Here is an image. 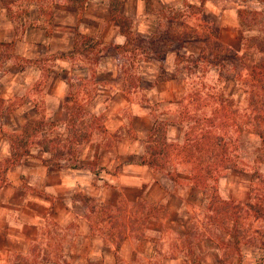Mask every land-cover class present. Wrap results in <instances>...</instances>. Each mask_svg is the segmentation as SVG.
<instances>
[{
	"label": "rangeland",
	"instance_id": "374dc122",
	"mask_svg": "<svg viewBox=\"0 0 264 264\" xmlns=\"http://www.w3.org/2000/svg\"><path fill=\"white\" fill-rule=\"evenodd\" d=\"M2 1L9 8L7 1ZM22 1L29 5L32 3L31 0H17L14 1L15 5L11 8V11L14 12L13 15H17L13 17L19 33L23 29L22 22L19 21L23 18ZM143 1L147 2L148 5L144 24H146L149 32H153L151 29H157L154 23L157 16L155 14L157 13L156 7L158 8L161 2L164 3V6L168 5L167 7H169L159 13L161 16L159 23L161 26L163 24L161 28L158 26L160 34H156L161 37L160 44L158 43L159 50L165 51L170 46L171 50L180 51L187 58L202 55L213 60L215 65L220 62L221 66L219 68L209 66L207 62L200 61L193 69L191 65L182 61L178 66L175 64L173 70L169 68L165 72H159V74L161 79L177 75L179 78H183L184 84L181 82L179 86L170 88L166 86L153 87L151 82L153 80L150 78L152 74L148 72L149 70L143 69L147 76L140 77L142 70L139 67H143L144 63H141L140 66L139 63L147 62L150 59L151 53L148 52V49L154 45L149 38L138 37L135 41L130 42L131 46L138 51H132L128 55L122 54L119 57L120 62H125L124 58L128 57L132 66H136L134 74H132L133 71L131 74H129V70L126 71L127 80L125 82L127 83L123 86V90H125L123 98L121 99L119 95L112 97V99L105 97L99 102V100L94 99L99 89L92 79V74L95 72L92 65L99 59L101 52H106L109 57L114 56L115 52L112 45L101 48L99 42L92 45V42L83 43L81 38L82 48L87 46L91 55L79 54L83 56V63L88 62L90 64V71L88 72L85 68L86 65L83 64L84 69L79 77L80 86L71 90L70 95L73 102L77 103L78 111L75 113L80 116L79 121L82 123V125L77 126L79 129L77 135L86 134V138L79 144L71 143L69 145L68 141L75 134L65 130L67 119L65 125L64 122L53 121L54 124L50 127L48 125L50 118L46 117L45 109L41 113L42 117L35 118V116H29L30 113L24 114L21 101L15 100L8 102L3 107L4 110L13 109L14 111L13 117L1 120L3 133L7 134L20 130L24 123H27V120L41 119L46 123L42 136L50 141L57 139L56 145L63 152L61 159L47 153L45 159L48 162L56 164L60 160L63 161L64 165L79 163L93 168L91 171H96L101 175H103L104 170L116 175L119 167L113 166L114 164L109 165L116 154L123 153L122 161L125 162L149 158L146 149L148 147L147 137L150 133L139 140V130L143 126L138 124L137 128L136 121L132 119L131 125L126 126L124 124L115 131L106 129L109 115L114 113L118 106L121 107L120 111L124 113L127 119H130L129 114L133 113L132 111L139 112L145 108V110L142 109V112L147 113L149 118L156 123H163L165 120L176 117L175 114L179 111V101L182 97L187 98L193 91H198L204 100L207 98L206 94L214 89L212 91H214L219 104L225 99L230 101L229 107L227 106L228 110L225 112L228 118L225 127H228L229 133L223 134V137L225 141L230 142L228 157L236 162V167L222 171L217 177H210L204 186L199 185L190 174L192 165H185L184 160L186 158L179 160L176 155V148L182 145L181 142L191 122L185 121L180 132L166 131L167 141L174 145V149L166 158L158 156L157 161L161 167H149V169L153 170L154 175H162L164 179L176 182L174 184L177 186L178 184H186L197 189L185 202L182 212L175 215V221L181 220L177 224L178 226H175L174 229L168 225L164 226V236L159 244L161 251H167L169 245L170 255L178 256L183 260L175 263H162L161 260L156 259L150 263L137 261L135 264H264V122L259 123L260 114L257 112L258 110L263 112L264 106L261 103L252 104L254 99L251 92L253 89L246 78L253 65L264 62V53H258L255 49V45L264 38V13L263 15L258 13L255 17L252 16L251 19L254 20L249 22V10L260 11L261 6L249 2V0ZM123 2L125 5L122 7ZM135 2L136 0H117V2L109 0V5L116 17L121 16L129 22L128 19L133 12ZM239 11H246V13L239 18ZM164 19H168V21ZM249 23L252 25L251 28H249ZM164 32H167L166 38L162 36ZM201 49H203V53H201ZM21 52V46L17 48H10L8 45L0 46V70L5 71V75H0L2 76L0 79L20 81L22 76L20 73L17 74L16 70L8 73L10 63L15 62V60L10 61V58L15 56L18 57V65L21 68L30 64L36 70L38 68L46 69L44 70L45 79H50L53 76L51 70L46 68L49 62H54L50 54L44 55L41 60L31 56V58L21 61ZM188 52L189 55H187ZM158 54L160 55V53ZM78 58L80 61V56ZM188 66L191 67L190 71L184 70V67ZM99 78L103 81H109L107 74L100 75ZM165 91L178 93L177 97L180 100L176 107L173 101L175 97L173 95L171 97ZM160 94L163 95V99H159ZM186 95L187 97H185ZM249 100L251 104H249ZM72 106L71 104L66 106L68 111ZM188 107L190 113H195L194 105ZM213 107L216 105L199 110L198 116L201 117L202 113L209 115ZM38 110H41L40 106H38ZM33 114L31 112L30 115ZM167 114L170 116H166ZM57 118L55 121H63L62 117ZM233 118L235 120H232ZM255 118L256 122H254ZM52 119L54 118L52 117ZM116 125L114 123V126ZM256 132H261L262 136L257 135ZM3 133L5 142L3 145L0 144V167L4 166L10 152L9 141ZM137 142L139 146L136 147L135 152H132L131 149ZM151 145L158 149L157 144L152 143ZM36 148L31 147V152ZM39 154L37 151H33L34 157H39L41 155ZM187 159L192 160L188 157ZM104 163L109 165L110 170L103 166ZM2 175L3 173H0V179H2ZM168 184L173 185L170 181ZM168 184H166V190L163 189L164 191H172L167 186ZM125 194L127 198L117 203H114L113 197H110L112 199L110 205L115 204L116 207H119L121 213L114 215L119 217L120 223H124L123 221L127 220V217L130 220L131 217H134L136 223L132 228L133 231H130L129 234L142 235L149 219L161 218L164 220L170 216L163 204L167 199L163 197L162 200L160 198L162 193L156 188L135 192L125 190ZM134 194H141V199L137 204V213L132 214ZM81 200L85 202L83 199ZM104 204L97 198L89 203L93 210L104 207ZM157 204L161 207L158 214L153 212ZM96 216L98 220L101 217L98 213ZM117 223L118 220L116 219L113 228L118 227L115 225ZM179 225L184 226L182 234H180ZM118 229V232H115L116 241L121 244L127 238L128 233H123L120 228ZM171 239L173 242L170 241ZM112 258H114V264H132L129 250L127 248L122 249L121 245L118 252L113 257L109 256L105 262L90 264H112ZM65 264L69 263L66 262Z\"/></svg>",
	"mask_w": 264,
	"mask_h": 264
},
{
	"label": "crops",
	"instance_id": "0c3cea01",
	"mask_svg": "<svg viewBox=\"0 0 264 264\" xmlns=\"http://www.w3.org/2000/svg\"><path fill=\"white\" fill-rule=\"evenodd\" d=\"M22 2L23 5H28ZM32 2L34 4L22 8L23 18L19 21L22 22L23 29L19 33L13 17L17 15H13L11 8L6 7L0 0V46L8 45L10 48L21 46V61L31 56L41 60L44 55L50 54L54 62H49L46 68L51 70L53 76L45 79L44 70L46 69L36 70L30 64L21 68L18 65V57L10 58V61L15 60L16 63H10L8 73L16 70L22 77L19 82L15 79H0V99L3 100L4 105L14 100L21 101L23 113L33 112L34 114L29 116H35V118L42 117L41 113L45 109V115L50 118V122H64L65 125L66 119L69 118L66 106L73 102L70 92L80 86L79 77L84 69L83 64L86 65L88 72L90 71V64L83 63V56L79 54L91 55L87 46L82 48L81 38L92 39V45L99 42L101 48L110 45L123 46L127 43V38L112 22L109 0H87L83 8L73 6L70 0H34ZM163 4L161 2L159 7H156L157 16L154 23L157 29H151L153 32H149L144 24L148 5L143 0H136L128 21L133 33V41L138 37L149 38L155 46L152 45L153 47L148 49L151 53L150 59L139 63V66L144 63L143 67H139L142 70L140 77L147 76L143 69L149 70L148 72L152 74V77H149L153 80L151 81L153 87L170 88L179 86L181 82L184 84L183 78L176 75L161 79L159 72H165L169 68L173 70L177 55L182 54L180 51L171 50L170 46L168 48L170 50L165 51L158 48L161 37L156 34H160L158 26L160 28L163 26L159 23L161 18L159 13L169 8L168 5ZM124 5L123 2L122 7ZM164 20L168 21V19ZM166 34L167 32H164L162 36L166 38ZM132 51L138 50L130 44L126 52L114 49V56L109 57L106 52L99 54V59L92 65L95 71L92 79L99 89L95 100L101 102L105 97L112 99L118 95L121 99L123 98L125 93L123 86L127 83L125 82L126 71L129 70V74L133 71L132 74H134L136 66H132L128 57L124 58L125 62H120L119 57L122 54L128 55ZM202 51L203 49L201 53ZM77 55L80 56V61ZM2 71L0 70V75H5V71ZM103 74L108 75L109 81L99 78ZM174 92L165 91L171 97L172 95L175 97L173 101L176 107L180 99L177 97L178 93ZM161 94L159 99H163ZM38 106L41 108L40 111ZM120 109L121 107L118 106L116 111L109 115L106 129L115 131L124 124L131 125L132 119L136 121L137 128L138 124L143 126L139 130V140H141L155 124L147 113L142 112L145 108L139 112L132 111L133 113L129 114L130 119H127ZM13 112V109L9 111L3 109L4 119L13 117ZM57 117H62L63 121H55ZM114 123L117 125L114 126ZM2 129L0 123V144L3 145L5 141ZM168 130L180 132L182 124L169 123ZM138 146L139 143H135L131 149L132 152H135ZM33 151L41 155L34 157ZM33 151L30 156L24 157L8 168L1 177L3 181L0 183V264L102 263L109 256L113 257L120 245L122 249L129 250L132 264L137 261L150 263L156 259L161 260L162 263L183 260L178 256L170 255L169 245L167 251H161L159 244L164 236V226L168 225L174 229L181 222V220L178 222L174 220L175 215L182 212L187 199L197 190L194 186L186 184L177 186L174 184L176 182L164 179L162 175H154L153 170L148 166L138 165L133 161H122L123 153L116 154L113 161L109 162V165L114 164L113 166L119 167L117 174L112 175L102 170L103 175H101L88 169H70L62 163L63 161H59L60 166H54L45 159L47 153L38 147ZM107 165L103 164L110 170ZM169 181L173 185L168 184ZM166 184L172 191H164ZM153 188L162 193L163 196L160 197L162 200L166 197L167 200L163 204L170 216L164 220L149 219L142 235L129 234L136 223L134 217H131V220L127 217L124 223H120L119 217H115L114 214L119 215L121 211L115 204L110 205L112 202L110 197H113V202L117 203L127 198L125 190L135 192ZM140 196L141 194L133 195L132 214L137 213ZM95 198L104 202V207L93 210L89 203ZM160 211L161 207L157 204L153 212L158 214ZM97 213L101 216L99 220ZM116 219L118 223L115 225L118 227L115 229L113 226ZM183 227L179 225L180 234ZM118 228L122 230L121 232L128 233L121 244L116 241L115 232H118ZM170 241L173 242V239ZM111 261L114 264V258Z\"/></svg>",
	"mask_w": 264,
	"mask_h": 264
},
{
	"label": "trees",
	"instance_id": "16d2710c",
	"mask_svg": "<svg viewBox=\"0 0 264 264\" xmlns=\"http://www.w3.org/2000/svg\"><path fill=\"white\" fill-rule=\"evenodd\" d=\"M9 8H12L17 0H6ZM31 0L30 2H32ZM71 4L77 8H83V5L87 0H70ZM111 2H117V0H110ZM249 2H254L258 6H261L260 11L249 10V22L254 20L251 17H255L260 13L263 15L264 13V0H249ZM34 4L33 2L31 5ZM29 5V4H28ZM28 5H23L22 8H26ZM26 6V7H24ZM251 11V12H250ZM246 11H239V18H241L242 14H245ZM111 19L115 26L118 27L119 32L127 38V43L123 46L114 45L113 49L128 51L130 42L133 41V33L131 31V27L129 22H127L123 17H116L115 13L111 11ZM33 23H31L32 25ZM252 25L249 23V28ZM92 39L87 37H82V42H91ZM135 41V40H134ZM256 51L259 53H264V38L261 39L255 45ZM185 61L194 68L199 64L200 61L207 62L209 66L220 67V62L217 65L214 64L213 60L209 58L199 55L195 58L193 57H185V55H177L176 64L178 66L179 63ZM183 69V67H182ZM191 67H184V70L190 71ZM247 81H249V85L252 87L253 91L251 92V96H253V105L256 103H261L264 106V62H260L257 65H253L249 70V73L246 75ZM234 81V79H233ZM203 88V87H202ZM214 89H211L209 94H206L204 100L201 98V95L198 91H193L188 97L187 95L184 98L182 97L179 101V111L176 112V117L173 119L165 120L163 123H156L152 127L148 137H147V153L149 154V158H141L140 161H134L133 163L148 167H161L158 163V156H162L163 158L168 157L171 150L174 149V145L169 143L166 138L167 126L169 123L173 124H184L185 121H190L191 125H188V131L185 133L183 140L181 142V146L176 148V155L179 160L186 158L185 165H192L190 168V174L193 176L195 182L199 185L204 186L207 182V179L210 177H217L224 170L232 169L236 167V162L228 157L229 150L228 145H230L229 141H225L223 134H228V127H225L228 118L225 115L226 110H228L230 101L225 99L219 104L217 97L215 96ZM258 90V94L256 92ZM185 104L183 105V102ZM211 109L209 115L202 113V116L199 117V110L201 111L205 107L214 106ZM249 104L250 100H249ZM71 109L68 111L69 118L67 119V124L65 130L73 132V135L70 139L69 145L72 143H80L86 138V134L77 135L79 129L77 126L82 125L80 123V116H78L77 112L78 108L76 107L77 103L71 102ZM189 105H194V112L190 113ZM3 106L4 102L0 99V119H4L3 114ZM255 109V108H254ZM260 115V121L264 122V110L257 111ZM262 112V113H261ZM232 120H235L234 118ZM256 122V118L254 120ZM258 123V122H257ZM44 123L41 119L35 121H29L25 123L20 130L13 131L10 133H3L5 138L8 139L10 145L9 158L4 162V166L0 167V173H4L8 168L14 166L20 159L23 157H27L31 155V147H38L41 151L45 153H49L51 155H55L58 159H61L63 156L62 150L58 147L57 139L47 140L42 136L44 132ZM54 123L48 122V125L51 127ZM95 128V127H94ZM221 133V134H220ZM257 135L262 136L261 132H256ZM77 135V136H76ZM56 140V141H55ZM152 143L157 144L158 149L156 147H152ZM51 146V147H50ZM178 146V145H177ZM191 158L192 160L187 159ZM181 158V159H180ZM60 161V160H59ZM54 166H60L59 163L54 164ZM66 167L70 169H88L92 170L93 168L88 167L83 164L73 163L67 164ZM93 172V171H91ZM93 173H97L96 171ZM3 179L0 180V183Z\"/></svg>",
	"mask_w": 264,
	"mask_h": 264
}]
</instances>
